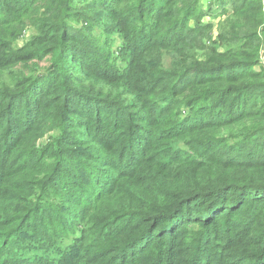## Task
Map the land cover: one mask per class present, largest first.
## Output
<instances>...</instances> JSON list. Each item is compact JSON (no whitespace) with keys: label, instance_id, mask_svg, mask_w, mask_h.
Here are the masks:
<instances>
[{"label":"trees","instance_id":"trees-1","mask_svg":"<svg viewBox=\"0 0 264 264\" xmlns=\"http://www.w3.org/2000/svg\"><path fill=\"white\" fill-rule=\"evenodd\" d=\"M0 264H264V0H0Z\"/></svg>","mask_w":264,"mask_h":264},{"label":"rangeland","instance_id":"rangeland-1","mask_svg":"<svg viewBox=\"0 0 264 264\" xmlns=\"http://www.w3.org/2000/svg\"><path fill=\"white\" fill-rule=\"evenodd\" d=\"M46 63L45 62H42L41 65H45Z\"/></svg>","mask_w":264,"mask_h":264}]
</instances>
